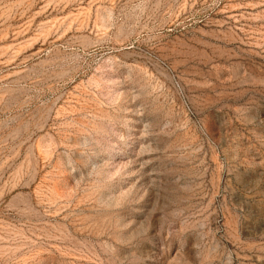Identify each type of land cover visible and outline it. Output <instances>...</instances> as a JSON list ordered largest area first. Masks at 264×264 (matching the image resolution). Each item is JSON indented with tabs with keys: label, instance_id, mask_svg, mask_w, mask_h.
Returning a JSON list of instances; mask_svg holds the SVG:
<instances>
[{
	"label": "rangeland",
	"instance_id": "obj_1",
	"mask_svg": "<svg viewBox=\"0 0 264 264\" xmlns=\"http://www.w3.org/2000/svg\"><path fill=\"white\" fill-rule=\"evenodd\" d=\"M0 264H264V0H0Z\"/></svg>",
	"mask_w": 264,
	"mask_h": 264
}]
</instances>
